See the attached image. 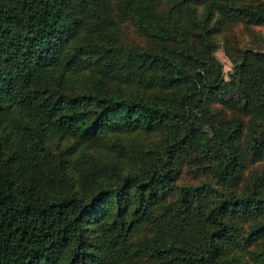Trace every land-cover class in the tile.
I'll return each instance as SVG.
<instances>
[{"label":"trees","instance_id":"obj_1","mask_svg":"<svg viewBox=\"0 0 264 264\" xmlns=\"http://www.w3.org/2000/svg\"><path fill=\"white\" fill-rule=\"evenodd\" d=\"M237 25L256 40L264 0H0V264H240L264 239V47ZM160 131L140 169L88 150ZM186 160L211 181L176 187Z\"/></svg>","mask_w":264,"mask_h":264},{"label":"rangeland","instance_id":"obj_2","mask_svg":"<svg viewBox=\"0 0 264 264\" xmlns=\"http://www.w3.org/2000/svg\"><path fill=\"white\" fill-rule=\"evenodd\" d=\"M251 29L253 31H257L258 37L256 40L254 39L253 32L251 30L245 29L243 25H237L226 29L223 35H226L227 33L226 36H228L229 39H237V41H239L241 45L257 43L260 47H264V26H252ZM119 31L122 42H124L130 47H146L148 45L147 39L136 31L135 25L129 18H125L124 22L121 23ZM215 55L222 63L225 78L228 79L229 73L232 71V64L229 58L226 56L222 48H219L215 52ZM124 85V82L122 83V85L120 84V86H122L123 88L125 87ZM0 132L3 133V130L0 129ZM162 135L163 132L161 131L151 136L146 135L144 133H138L135 134L133 137L129 138L130 140H132L131 142H128L129 140L127 137L124 141H117L118 138L116 136L104 135L96 142H93V144L89 147L90 149L88 150L91 153L97 154V157H95V159H98L99 156L100 163L108 165L111 160H115L116 163L123 164V166H125L124 169H128V167H136L137 169H140V161L136 160V156L134 157V151H142L143 149L155 146L158 143L159 139H161ZM72 140L73 137L70 135H67L66 137L65 135H60V139H56L54 141L52 149L56 151L57 154H61L63 149L68 147ZM118 144L121 145L119 146ZM260 165L261 164L252 165L250 169L258 168L260 167ZM248 171L252 170L248 169ZM75 173H78V171H75ZM210 181L211 175L209 172H205L203 170V166H197L196 163L186 160L181 162V171L175 181V184L176 187L182 185L196 186L203 182ZM79 186H82V184H80ZM212 199L213 197L210 193H206V196L202 198L203 201L207 202H210ZM240 224L242 227V231L249 226V222ZM177 225L179 226V229L184 230L183 222L181 223L177 221ZM187 227H189V225H187ZM149 231L150 229L148 228L140 229L139 231H137L136 236L142 237L148 235V233H150ZM263 242L264 239L261 240L259 243H255L248 249L237 248L233 250L231 254L236 253L240 257V264H253L251 254L253 250L258 249L260 247V244H262Z\"/></svg>","mask_w":264,"mask_h":264}]
</instances>
